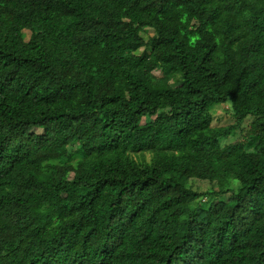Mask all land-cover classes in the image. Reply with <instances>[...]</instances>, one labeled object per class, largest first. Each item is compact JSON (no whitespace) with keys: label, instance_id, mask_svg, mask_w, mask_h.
I'll use <instances>...</instances> for the list:
<instances>
[{"label":"trees","instance_id":"16d2710c","mask_svg":"<svg viewBox=\"0 0 264 264\" xmlns=\"http://www.w3.org/2000/svg\"><path fill=\"white\" fill-rule=\"evenodd\" d=\"M0 264H264V0H0Z\"/></svg>","mask_w":264,"mask_h":264},{"label":"rangeland","instance_id":"374dc122","mask_svg":"<svg viewBox=\"0 0 264 264\" xmlns=\"http://www.w3.org/2000/svg\"><path fill=\"white\" fill-rule=\"evenodd\" d=\"M140 34L146 40L147 37L153 34V29L151 27L146 26L141 30ZM140 50H142V48ZM154 74L158 75L159 71L155 70ZM177 81H178L177 79L171 80L170 81L171 85L175 86L176 84H178ZM233 121H234V117H233V113L230 107V103L228 101L223 104L221 103V104L214 106L212 110V121H211L212 126L218 127V126L228 125V124L233 123ZM238 134H239V131H236L235 133H230L227 136H224L223 138H221V143L226 144L232 141L234 138L238 136ZM232 185L236 186V183L234 182L232 183ZM202 201L206 202L208 201V199L203 198Z\"/></svg>","mask_w":264,"mask_h":264}]
</instances>
